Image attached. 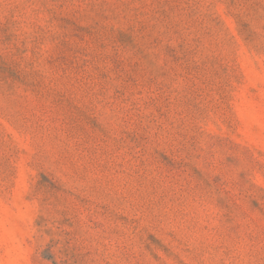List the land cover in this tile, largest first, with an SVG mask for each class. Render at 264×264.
I'll list each match as a JSON object with an SVG mask.
<instances>
[{"label": "rangeland", "instance_id": "374dc122", "mask_svg": "<svg viewBox=\"0 0 264 264\" xmlns=\"http://www.w3.org/2000/svg\"><path fill=\"white\" fill-rule=\"evenodd\" d=\"M0 264H264V0H0Z\"/></svg>", "mask_w": 264, "mask_h": 264}]
</instances>
